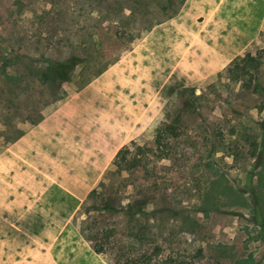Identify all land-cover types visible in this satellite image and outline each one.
<instances>
[{"label": "rangeland", "instance_id": "rangeland-1", "mask_svg": "<svg viewBox=\"0 0 264 264\" xmlns=\"http://www.w3.org/2000/svg\"><path fill=\"white\" fill-rule=\"evenodd\" d=\"M178 1L0 0V151L170 16ZM246 52L260 62L253 81L259 93L225 75L194 88L198 99L177 92L96 184L97 200L112 205L150 197L145 209L157 212L153 232L163 256L264 264V27ZM69 56L81 60L70 81L59 89L42 79L48 64ZM167 125L174 131L157 146ZM159 149L168 155L157 158ZM88 262L107 264L81 249V264Z\"/></svg>", "mask_w": 264, "mask_h": 264}, {"label": "crops", "instance_id": "crops-1", "mask_svg": "<svg viewBox=\"0 0 264 264\" xmlns=\"http://www.w3.org/2000/svg\"><path fill=\"white\" fill-rule=\"evenodd\" d=\"M262 27L264 0H184L10 141L0 151V264H81V249L97 256L73 218L117 151L180 89L245 53Z\"/></svg>", "mask_w": 264, "mask_h": 264}, {"label": "trees", "instance_id": "trees-1", "mask_svg": "<svg viewBox=\"0 0 264 264\" xmlns=\"http://www.w3.org/2000/svg\"><path fill=\"white\" fill-rule=\"evenodd\" d=\"M165 2L167 5H173L175 0H165ZM183 2L184 0H179L175 10L167 18L175 15ZM118 58L102 66L83 85ZM80 62L81 60L77 56H69L64 60L53 61L47 65L46 70L42 73V79L60 89L63 83L70 81L72 71ZM259 69L260 62L258 58L250 52H245L219 73L208 78H221L225 75L229 83H239L242 87L250 89L251 93H259L258 89L253 88V86H256L253 81ZM187 92H190L189 95L192 93L193 96L194 88H182L177 94L185 95ZM192 99H198V97L193 96ZM173 131L174 128L169 125L163 127L157 134L156 145H160L163 134H169ZM127 152L125 146L119 149L111 165L118 167ZM166 153L164 150L159 149L156 157L162 159L168 155ZM100 186L101 183L93 188L81 205L80 215L84 217L81 219L73 218V223L77 227L81 238L95 254L102 256L107 264H189L183 260H178L179 257L183 256L178 255L176 252H168L167 257L163 256V246L157 240L160 235L153 232L157 212L145 209L149 204L150 197L145 200H134L131 204L121 205L118 203L112 205L107 199L97 200L98 187ZM128 211L132 213L130 214ZM166 211L169 212V210ZM198 252L200 253L201 250H198Z\"/></svg>", "mask_w": 264, "mask_h": 264}]
</instances>
